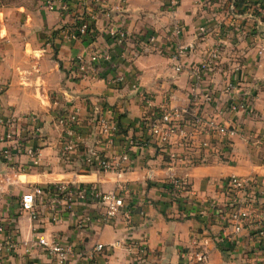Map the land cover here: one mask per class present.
<instances>
[{"label":"crops","instance_id":"0c3cea01","mask_svg":"<svg viewBox=\"0 0 264 264\" xmlns=\"http://www.w3.org/2000/svg\"><path fill=\"white\" fill-rule=\"evenodd\" d=\"M105 2L113 9L112 22L128 33L126 54L136 53V57L128 60L113 49L112 62L101 64L98 78L93 80L76 76L72 60L81 52L111 46L107 19L99 7L90 0H71L70 9L62 13L48 11L44 0H21L0 6V108L5 115L17 116V130L26 121L24 115L40 114L47 135L23 142L39 144L40 166L52 169L58 165L59 137L55 130L54 134L48 132L50 122L59 109L77 107L79 148L68 164L59 163L63 167L57 169L63 173L49 176L56 182L93 183L103 191L118 190L120 184L124 185L132 222L129 226L122 220L101 224L95 218L98 208L94 205L84 208L77 202L63 214L60 224L51 222L48 203L40 204L39 218L31 219L27 213H19L20 197L28 189L16 194L14 182L39 184L44 181V172L37 171L38 165H30L25 156L7 161L0 156V222L3 224L0 241L13 233L14 223L18 240L29 241L38 233L60 236L87 254L97 242L108 244L119 240L118 246L94 252L99 264H181V252L187 250L193 239H198V244L209 252L206 264H259L247 231L235 235V246L220 240L216 212L224 197L223 179L229 175L264 176V13L259 14L252 2L231 12L230 0H178L177 4H172V0ZM91 15L97 40L72 37L78 18ZM175 21L183 27L178 37L172 33ZM201 27L205 28L204 32L199 31ZM187 43L194 44V51L181 58V71L176 72L170 53L178 44ZM216 44L221 49L219 65L195 86L191 69ZM235 65L239 72L233 71ZM117 73L125 75L123 83L111 82ZM229 80L235 81L232 92L235 100L249 99L246 110L228 114L214 104L200 105L204 117L224 122L229 115L241 127L222 162L172 164L168 152L184 149L173 139L166 145L151 141L146 146L132 148L129 161L119 175L84 167L86 149H102L96 143L94 126L99 112L108 114L120 129L113 145L105 150L107 155L121 151L129 136L139 133L147 136L146 130L139 128L147 109L133 84L149 93L155 104L166 100L172 106H184L193 93L205 88L224 98L223 88ZM206 138L207 135L196 136L191 152L201 150L197 149L199 141ZM259 138L262 141L258 144ZM7 144L0 142V149ZM170 173L185 181L180 195L168 188L166 181ZM84 211H93V219L80 231L72 223ZM127 239L147 246V255L140 263L135 262V253L125 248ZM78 262L72 260L68 264ZM0 264L53 263L40 248L24 254V247L18 246L12 252L3 250Z\"/></svg>","mask_w":264,"mask_h":264},{"label":"built area","instance_id":"2783aa9c","mask_svg":"<svg viewBox=\"0 0 264 264\" xmlns=\"http://www.w3.org/2000/svg\"><path fill=\"white\" fill-rule=\"evenodd\" d=\"M96 7H99L105 15L106 32L111 40V46L102 49H91L77 54L72 64L73 72L81 79H97L98 69L101 64L112 62V52L131 60L136 53L126 54V41L128 33L125 29L116 26L112 22V10L108 8L105 0H90ZM178 0H172L177 4ZM83 4V2H82ZM45 8L50 12H66L70 9L71 0H44ZM259 14L264 13V4L255 5ZM229 10L235 12L232 3ZM183 30L182 25L175 21L172 33L178 37ZM200 32L205 28L201 27ZM72 37H85L91 42L97 40V34L92 24V15L89 18L79 17ZM150 41H155L152 35ZM194 44L177 45L170 53L173 62V69L181 71V58L187 53L194 51ZM221 49L219 44L209 49L206 55L201 58L191 69V75L195 86L201 84L205 75L211 73L220 61ZM234 72H239L238 65L233 67ZM125 81L123 73H117L111 80L114 84ZM136 94L144 103L147 111L139 121V128L146 130L147 136L142 133L129 136L126 139L125 147L118 153L107 155L105 150L114 143L117 134V126L108 114L99 112L94 119L96 130V143L101 148L88 147L83 155V165L87 169L103 173L113 172L120 174L129 161V151L135 147L148 145L151 141L156 144L166 145L175 140L182 148L181 151L170 150L169 161L172 164L191 166L196 164L200 158L195 152H191L192 142L198 135H207L208 138L200 140L197 148L203 151L201 162L215 155L223 157L232 139L240 133L239 124L228 115L224 122H219L215 117H204L200 113L201 104H214L221 111L231 114L236 111H244L249 106L248 98L235 100L232 96L235 81L229 80L223 88L225 94L221 98L213 89L205 88L193 93L189 102L184 106H172L166 100L155 104L153 97L140 89L137 84L132 85ZM26 121L22 123L20 130H17L15 123L17 116L5 115L0 108V142L8 143L0 149V156L4 160L14 157L25 156L30 165L37 166L41 160V149L39 144H25L23 139H41L47 134L44 132L42 119L38 112H29L24 115ZM56 135L59 137L57 143V154L64 163H69L77 152L81 135H79V109L58 110L50 122ZM23 130L26 135H22ZM50 133V131H48ZM259 138L257 143H261ZM187 148V149H185ZM199 151V150H198ZM197 151V152H198ZM168 188L175 195L183 192L185 181L183 178L169 174L167 179ZM223 201L217 209V220L221 230V239L230 242L235 246V235L247 231L253 244V252L259 256V264H264V176L254 175L239 176L229 175L221 183ZM118 190L103 191L93 183L75 185L73 182L50 183L44 185L34 184L27 191L22 193L19 201V213H27L31 219H37L38 206L48 203L51 222L60 224L63 214L70 211L74 203H80L84 208L95 206L98 208L97 217L101 224H114L120 220L129 226L132 222L131 206L125 201L124 185L120 184ZM93 219V211H84L77 215L72 226L77 230L86 228ZM12 226V234L0 241V253L3 250L15 251L18 246L24 247V254L30 253L33 248L42 249L53 264H68L70 261L81 260L75 264H99L95 260L94 252H100L118 246L119 240L112 243L97 242L93 245L92 252L88 253L76 249L75 245L67 238L60 236H46L38 233L31 240H18L17 231ZM3 224L0 222V231ZM125 248L130 253H135V262L140 263L145 259L148 249L143 243H136L131 239L124 241ZM183 262L181 264H206L209 256L207 249L198 244V239H193L187 250L181 252Z\"/></svg>","mask_w":264,"mask_h":264},{"label":"rangeland","instance_id":"374dc122","mask_svg":"<svg viewBox=\"0 0 264 264\" xmlns=\"http://www.w3.org/2000/svg\"><path fill=\"white\" fill-rule=\"evenodd\" d=\"M19 1H21V0H0V6H6L7 4H10V3H17V2H19ZM192 147H195V146H193L192 145ZM197 149H200V148H197ZM196 153H199V152H196ZM59 158V157H58ZM217 157L215 156V155H213L212 156V158H209V159H206V163L207 164H211V163H218L219 162V160L217 161V159H216ZM57 163H58V165H53V168L52 169H48V167L47 166H43V165H41L40 166V164L38 165V168L36 169L37 171H39V172H44V181H40V182H38L39 183V185H44L45 183H47V181H50V183H58V182H56V181H58V180H55V179H53V178H51V176H49V175H54V174H58V173H63V171H62V169H57V167L59 166V167H61L63 164L65 165L66 163H63L62 165H60L59 163H62V160L61 159H58L57 161H56ZM55 162V163H56ZM68 164V163H67ZM63 167V166H62ZM56 176V175H55ZM46 180V181H45ZM61 182V181H60ZM24 183H26L25 185L23 184V183H17V182H14V185H16V189H15V191H16V194H18L19 192L21 193L22 191H23V189L24 188H27V189H29V188H31L32 187V185H34V184H36V183H29V182H24ZM11 193V192H10ZM7 195V194H6Z\"/></svg>","mask_w":264,"mask_h":264},{"label":"trees","instance_id":"16d2710c","mask_svg":"<svg viewBox=\"0 0 264 264\" xmlns=\"http://www.w3.org/2000/svg\"><path fill=\"white\" fill-rule=\"evenodd\" d=\"M231 2L230 3H232L233 4V6H234V8H235V10H238V9H240L241 8V6H243V4H246V3H255L256 5L257 4H261V5H263L264 4V0H230ZM77 26V25H76ZM117 126V125H116ZM118 128V127H117ZM124 132L126 131V130H123ZM118 132H120V129L118 128ZM203 154H204V152H203V150H199V153H197V155H200L201 157L203 156ZM225 155L223 154V157H217L216 159H217V161L219 160V162H222L223 160H225V157H224ZM201 157L200 158H197L196 159V164H207L206 162H203V163H200L201 162ZM209 158H212V156L211 157H209ZM208 158V159H209Z\"/></svg>","mask_w":264,"mask_h":264},{"label":"water","instance_id":"95a60500","mask_svg":"<svg viewBox=\"0 0 264 264\" xmlns=\"http://www.w3.org/2000/svg\"><path fill=\"white\" fill-rule=\"evenodd\" d=\"M50 132H51L52 134H54V128H53L52 125H51V127H50Z\"/></svg>","mask_w":264,"mask_h":264}]
</instances>
